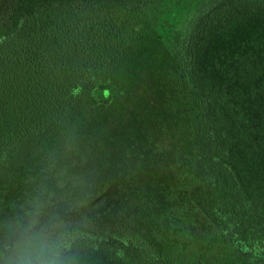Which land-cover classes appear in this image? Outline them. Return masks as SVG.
Segmentation results:
<instances>
[{
    "label": "trees",
    "instance_id": "trees-1",
    "mask_svg": "<svg viewBox=\"0 0 264 264\" xmlns=\"http://www.w3.org/2000/svg\"><path fill=\"white\" fill-rule=\"evenodd\" d=\"M173 1L0 0V188L31 174L29 164L45 172L55 141L72 139L70 124L108 109ZM189 38L190 59L183 41L169 50L191 102L186 148L207 171L218 244H194L185 205L163 227L93 221L76 204L65 213L79 228V264H264V0H233Z\"/></svg>",
    "mask_w": 264,
    "mask_h": 264
},
{
    "label": "rangeland",
    "instance_id": "rangeland-1",
    "mask_svg": "<svg viewBox=\"0 0 264 264\" xmlns=\"http://www.w3.org/2000/svg\"><path fill=\"white\" fill-rule=\"evenodd\" d=\"M232 2L174 0L167 4L162 25H158L160 37H152L143 47L140 56L144 54L127 77L123 92L108 109L88 108L70 124L76 130L72 139L70 134L55 141L45 172L29 164L36 166L31 174H19L2 185L0 217L38 195L63 213L77 204L81 207L77 210L93 221L130 216L165 227L169 209L185 205L197 238L194 244L201 247L211 239L217 245L220 229L207 171L194 164L186 148L193 129L191 102L173 67L169 46L174 50L183 41L190 59L189 36L194 27L208 26ZM263 249L260 246L257 251Z\"/></svg>",
    "mask_w": 264,
    "mask_h": 264
},
{
    "label": "clouds",
    "instance_id": "clouds-1",
    "mask_svg": "<svg viewBox=\"0 0 264 264\" xmlns=\"http://www.w3.org/2000/svg\"><path fill=\"white\" fill-rule=\"evenodd\" d=\"M78 225L51 200L0 217V264H79Z\"/></svg>",
    "mask_w": 264,
    "mask_h": 264
}]
</instances>
